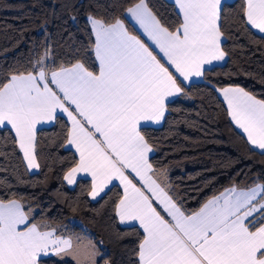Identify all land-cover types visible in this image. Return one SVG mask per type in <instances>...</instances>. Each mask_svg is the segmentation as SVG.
I'll use <instances>...</instances> for the list:
<instances>
[{
	"label": "snow or ice",
	"instance_id": "snow-or-ice-1",
	"mask_svg": "<svg viewBox=\"0 0 264 264\" xmlns=\"http://www.w3.org/2000/svg\"><path fill=\"white\" fill-rule=\"evenodd\" d=\"M174 4V30L162 24L146 0L126 11L175 73L188 80L202 76L205 64L225 59L220 20L227 5L222 0ZM241 13L242 23L264 34V0H244ZM88 21L98 70L81 61L49 67L46 50L30 70L12 73L0 84V130H9L27 169L40 167L37 125L62 121L60 146L78 156L63 179L73 185L78 174L90 178L93 200L103 199L109 185L119 181L123 194L113 210L119 224L138 237L134 264H264V184L226 188L186 214L154 178L153 147L141 132V122L159 123L169 98L185 94L184 89L149 43L131 35L120 18L89 15ZM218 91L233 122L264 154V100L239 87ZM133 173L142 187L129 178ZM31 212L20 200L0 199V264H64L68 256L81 264L72 238L32 222ZM97 257L102 253L92 244L90 264H97Z\"/></svg>",
	"mask_w": 264,
	"mask_h": 264
},
{
	"label": "trees",
	"instance_id": "trees-1",
	"mask_svg": "<svg viewBox=\"0 0 264 264\" xmlns=\"http://www.w3.org/2000/svg\"><path fill=\"white\" fill-rule=\"evenodd\" d=\"M138 0H0V84L12 73L27 72L48 52L47 66L76 61L98 69L88 16L110 21L123 19ZM148 7L170 30L178 12L168 0H146ZM221 48L226 60L204 69L202 80L182 86L184 93L167 104L160 126H142L153 147L149 162L165 173L169 194L186 214L230 186L264 184V154L255 150L231 123L216 88L240 86L264 100V34L241 22L244 0L223 2ZM74 17V19H73ZM61 122L37 131L36 156L40 165L29 172L8 129L0 130V199H17L32 209L34 223H48L57 233L85 234L99 248L97 264H134L138 237L115 218L113 206L122 195L111 185L103 199L90 200V181L64 182L75 153L61 147ZM137 231L139 228L137 227ZM102 242V243H101ZM64 264H76L65 259Z\"/></svg>",
	"mask_w": 264,
	"mask_h": 264
},
{
	"label": "crops",
	"instance_id": "crops-1",
	"mask_svg": "<svg viewBox=\"0 0 264 264\" xmlns=\"http://www.w3.org/2000/svg\"><path fill=\"white\" fill-rule=\"evenodd\" d=\"M168 1H170V2H172L173 4H174V0H168ZM225 1H230V0H222V2H225ZM138 3V2H137ZM136 4V3H135ZM135 4H133L132 6H134ZM132 6H130V7H132ZM174 6H175V4H174ZM176 8V7H175ZM127 10V9H126ZM176 11L178 12V10L176 9ZM123 22H124V25H125V28L128 30V32L131 34V35H135V36H137L138 38H140L141 40H143V41H145L146 43H149V45H150V47L152 48V49H154V54H157V58L158 59H161V62L162 63H164L165 64V66H167V67H169V70L171 71V72H173L174 73V75L178 78V83L181 85V87L182 86H186V85H188V84H190V83H192V82H197V81H201L202 80V76H199V77H197V76H191V77H189V79L188 80H184L183 79V77H180L179 76V73H175V69L174 68H172L170 65H168L167 64V61H166V59H164V58H162L163 57V54L162 53H159V50L158 49H155V46L154 45H151V42H149V41H147V38L143 35V31H142V29H140V26H139V24H137L132 18H131V16L130 15H128V13H127V11H125V13H124V18L123 19H121ZM88 24H89V21H88ZM249 26V25H248ZM89 27H90V29H91V25L89 24ZM250 28H251V26H249ZM252 29V28H251ZM254 32H256V33H259L258 32V30H255V29H252ZM91 32H92V29H91ZM259 34H261V33H259ZM92 35H93V44H92V47H91V50H92V52H93V55H94V58H95V52H94V49H93V45H94V42H95V36H94V34L92 33ZM223 39H224V37H222V40H221V43H222V41H223ZM222 49V48H221ZM225 60H226V55H225V59L224 60H221V61H213L211 64H205L204 66H203V71H204V69H206V68H209V67H211V66H215V65H221V64H223L224 62H225ZM95 61H96V59H95ZM96 63H97V66H98V62L96 61ZM98 70V69H97ZM228 87H239V88H241L240 86H235V85H228V86H224V87H220V88H216V93H217V95H218V97L223 101V103H224V105H225V107H226V110H227V114H228V117H229V119H230V121H231V123L234 125V127L243 135V137L246 139V141L248 142V139H247V135L243 132V130L242 129H240V128H238L237 126H236V124L233 122V120H232V118H231V116L229 115V113H228V104H227V102L225 101V99H224V97H223V95H222V93L220 92V91H218L219 89H223V88H228ZM245 91V90H244ZM247 92V91H246ZM250 94V93H249ZM180 96V95H179ZM179 96H176V97H171V98H169L170 99V101L171 100H173V99H175V98H177V97H179ZM256 98V97H255ZM256 99H258V98H256ZM258 100H260V99H258ZM162 121H163V119L159 122V123H151V122H144V121H142L141 122V127L142 126H154V127H156V126H160L161 125V123H162ZM48 125H50V124H45V125H37V129L38 128H40V127H43V126H48ZM249 143V142H248ZM250 144V143H249ZM250 146L251 147H253L254 148V146L253 145H251L250 144ZM255 150H257V151H260L261 152V150L260 149H257V148H254ZM74 153H75V150L73 149L72 150ZM20 154H21V156H22V159H23V154L20 152ZM151 154H152V152L151 153H149V157L151 156ZM76 157H77V159H78V156L76 155ZM23 162H24V164H25V166H26V169H27V164H26V162L23 160ZM28 170V169H27ZM38 169H32V170H28L29 172H31V173H33V172H36ZM154 178H156L157 180H158V182H160L163 186H166L167 187V181H166V175H165V173H163V172H160V171H154ZM79 178H86V179H88L89 181H90V178H88V177H85V175L84 174H78L77 175V179H79ZM129 178L130 179H133V183H136L137 184V187H142V185L140 184V182H139V180H138V178H135V174L133 173V174H130V176H129ZM64 182H65V184L68 186V187H73L74 186V184L73 185H69L68 183H67V181H65L64 180ZM113 184H117L120 188H121V191H122V194H123V187L120 185V183H119V181H113L112 182V184L111 185H113ZM257 184V183H256ZM111 185H109V187L111 186ZM255 185V184H254ZM253 185V186H254ZM230 187H235V186H230ZM230 187H226V188H230ZM252 187V186H251ZM225 188V189H226ZM237 188V187H236ZM225 189H223L222 191H224ZM238 190H247L248 188H237ZM107 190V189H106ZM221 191V192H222ZM145 192H146V194L147 195H151L150 193H147V190H145ZM220 192V193H221ZM220 193H218L217 195H219ZM89 196V195H88ZM216 196V195H215ZM213 197V196H212ZM211 197V198H212ZM89 199L90 200H92V201H94L90 196H89ZM210 199V198H209ZM207 202V201H206ZM205 202V203H206ZM153 204H154V206L155 207H157V210L158 211H160L161 212V214L162 215H164L167 219H171L170 217H167V214L165 213V212H163V209H162V207L161 206H159L158 204H156L155 203V201H153ZM201 208V207H200ZM199 208V209H200ZM198 209V210H199ZM197 210V211H198ZM26 211V210H25ZM196 212V211H195ZM192 214V213H191ZM31 215V214H30ZM118 220V219H117ZM37 223H40L41 225H43V226H46L47 228H49V229H54L55 231H56V233H57V228L55 227V226H51V225H49L48 223H42V222H37ZM118 223H119V221H118ZM122 226H126V225H122ZM137 227H138V225H137ZM142 231V230H141ZM57 235H63V236H66V237H71L72 238V240H73V242L74 241H77L78 239H80L81 237H84V238H87L88 240H90L85 234H81L80 232H73V231H66V230H64V231H62L61 233H57ZM91 241V240H90ZM92 242V241H91ZM71 260V259H70ZM73 261V260H72Z\"/></svg>",
	"mask_w": 264,
	"mask_h": 264
},
{
	"label": "rangeland",
	"instance_id": "rangeland-1",
	"mask_svg": "<svg viewBox=\"0 0 264 264\" xmlns=\"http://www.w3.org/2000/svg\"><path fill=\"white\" fill-rule=\"evenodd\" d=\"M92 244L93 243L90 240L84 237H81L77 241L73 242L75 254L77 255V258L81 261V264H90L89 255ZM65 259L73 260L71 256H68ZM73 261L76 263L75 260Z\"/></svg>",
	"mask_w": 264,
	"mask_h": 264
}]
</instances>
